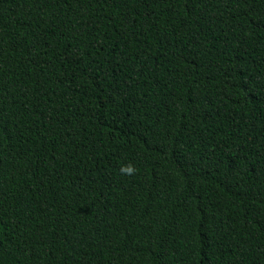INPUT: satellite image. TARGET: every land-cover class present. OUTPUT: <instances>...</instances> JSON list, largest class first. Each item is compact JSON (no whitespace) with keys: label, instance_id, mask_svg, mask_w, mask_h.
<instances>
[{"label":"trees","instance_id":"16d2710c","mask_svg":"<svg viewBox=\"0 0 264 264\" xmlns=\"http://www.w3.org/2000/svg\"><path fill=\"white\" fill-rule=\"evenodd\" d=\"M0 264H264V0H0Z\"/></svg>","mask_w":264,"mask_h":264},{"label":"clouds","instance_id":"9594fccd","mask_svg":"<svg viewBox=\"0 0 264 264\" xmlns=\"http://www.w3.org/2000/svg\"><path fill=\"white\" fill-rule=\"evenodd\" d=\"M120 171L122 174H126V175H134L136 173V169L131 165L122 167Z\"/></svg>","mask_w":264,"mask_h":264}]
</instances>
